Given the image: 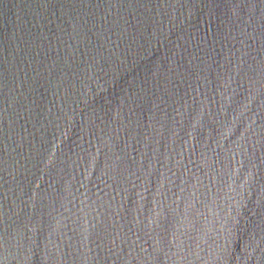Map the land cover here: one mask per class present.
Here are the masks:
<instances>
[{
  "label": "water",
  "instance_id": "1",
  "mask_svg": "<svg viewBox=\"0 0 264 264\" xmlns=\"http://www.w3.org/2000/svg\"><path fill=\"white\" fill-rule=\"evenodd\" d=\"M0 264H264V0H0Z\"/></svg>",
  "mask_w": 264,
  "mask_h": 264
}]
</instances>
